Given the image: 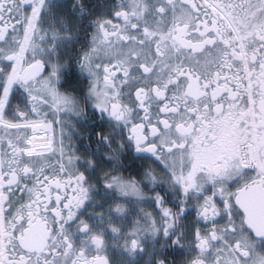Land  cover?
Here are the masks:
<instances>
[{
	"label": "snow or ice",
	"instance_id": "6c2138e0",
	"mask_svg": "<svg viewBox=\"0 0 264 264\" xmlns=\"http://www.w3.org/2000/svg\"><path fill=\"white\" fill-rule=\"evenodd\" d=\"M0 264H264V0H0Z\"/></svg>",
	"mask_w": 264,
	"mask_h": 264
}]
</instances>
